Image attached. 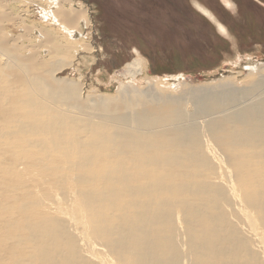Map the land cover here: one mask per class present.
<instances>
[{
    "label": "rangeland",
    "instance_id": "1",
    "mask_svg": "<svg viewBox=\"0 0 264 264\" xmlns=\"http://www.w3.org/2000/svg\"><path fill=\"white\" fill-rule=\"evenodd\" d=\"M81 5L87 9L91 22L81 30L85 41L90 43L92 51L88 52L78 50L75 45L77 42L69 39L63 31V28L74 26L72 21ZM74 30L73 36H80V31ZM134 57L142 58L145 66V74L135 78L127 75L125 68V64ZM0 58L4 60H0V78H3L0 83L3 81L4 84H10L7 83L5 88L0 84V112L16 106L11 110L14 111L23 106L25 109L21 107L23 110H17L20 113L17 114L18 120L22 124H31L43 114L41 118L54 120L58 126L52 124L53 129L58 127L63 133H71L79 130L80 126L89 125L99 128L98 134L108 131L114 135L119 131L122 134L120 128L124 127L123 124L134 126L133 123H140L154 126L158 143L163 144L165 149H173L180 137L177 136L180 129H170L168 123L182 124L187 119L199 120V116L212 112L224 103L231 102V106L239 103L237 100H242L248 91L256 89L253 82L261 77V68L264 66V0H0ZM249 59L257 61L260 68H247ZM62 62L69 64L59 67ZM147 76L157 78L148 79L151 77ZM58 78L64 79L61 82L66 83V87L54 85ZM120 83H124L129 91L116 99ZM25 87L31 88L30 92L35 89L37 93L26 97L24 102V98H21ZM67 87L77 90L76 95L68 92ZM6 89L15 91L17 96L9 90L10 94L2 92ZM43 91L47 95H41ZM4 94L10 100L3 101ZM97 96L108 100L100 104L92 98ZM72 105L78 108L74 109ZM81 111L85 114H80ZM97 114H104L109 120L117 119L116 122H120L117 125L119 129L116 128L118 131L110 130V125H95ZM11 125L0 123V143L3 142L0 150V197L5 198L7 195L5 201H0V244L3 245L0 248V251L3 250L0 252V264H39V260H48L44 264H53L49 261L52 254L64 256L60 254V243L64 244L67 238L61 240L55 233L53 243L45 245L40 241L41 237H37L33 240L37 242L35 247L38 249L28 250V243H31L28 231L31 228L33 232L39 230V236L45 235L48 230L41 229L44 225L32 222L42 216L40 213L44 208L46 211L44 197L50 201L52 194L59 191L63 183L66 185L63 184L62 192L74 189L75 184L69 181L65 172H61L63 180L58 171L53 172V169L58 168L49 170L50 173L48 170L43 171L44 175L39 172L41 169L38 166L42 167L46 160L57 163L62 149L45 144L43 148L42 144V149L38 147L39 151L35 152V148H31L21 151L22 155L18 149L15 150V146L22 145L24 135L28 134L26 131L21 133L12 130ZM32 125L35 127L31 132L46 128L44 125ZM125 135L129 136L127 133ZM125 135L122 134V140ZM253 135H258L261 142L255 145V152L248 156L251 151L246 146H239L235 156L225 164L202 165V156L187 157L180 162H173L175 166L170 170L168 162H164L160 154L155 155L159 158L157 161L152 157L127 154L126 161L119 164L120 168H116L121 170L122 167L120 173L127 172L131 178L126 182L120 180L117 190L110 193L105 186L108 181L98 182V189L111 196L112 200H104L103 206L92 205L93 214L106 215L108 212H104V209L108 210L109 207L122 214L131 213L130 222H126L128 225L118 226L124 234H110V237H127L129 250L141 248L149 255L144 259L153 264H176L179 257L186 259L182 264H264V214L261 212L264 209V195L260 190L254 194L245 190L251 184L245 178L254 172L253 164L264 161V138L251 132V138ZM206 136L222 145L227 141L223 133ZM199 142L208 145L203 137H193L189 142L184 141L181 149L197 155L200 153ZM29 143L34 146L36 144L33 139ZM37 152L41 156L38 157ZM210 155L207 153V161L213 162L209 159ZM15 157L19 160L16 161ZM17 164L21 167L18 168ZM90 167L96 172V178L89 171L83 172L82 176L93 180L95 189L96 181H100L97 176L102 166H85L84 169ZM19 170H23L24 174ZM207 172L214 173L217 178L200 177V173L206 175ZM32 173H37L35 178L30 175ZM29 175L34 181L27 179ZM22 178L24 181H17ZM39 179L41 183L48 181L52 185L47 182L50 188L45 184L41 186ZM35 182H39L37 185L41 188H37ZM69 183H72L71 187ZM27 184L32 185L29 187ZM55 184L58 190L54 188ZM123 186L130 191L123 192ZM44 187L50 192L47 193ZM196 187L202 188L204 194L198 195L195 202H190V195ZM36 192L41 196L37 197ZM62 192L58 193L60 197ZM80 195L70 193L66 202L75 204L85 200ZM36 199L37 202H32ZM107 201L112 205H108ZM198 203L205 208L196 212L194 206ZM31 204H34L33 209ZM189 205L193 210L191 214L188 211ZM35 206L38 211L34 210ZM31 210L33 216L30 215ZM139 213L144 215L143 222L136 224ZM167 215L170 218L165 221L163 218ZM258 216L262 219L259 220ZM14 219L15 222L12 221ZM74 219L69 221L78 226ZM51 220L46 222L48 229ZM232 220L234 223L230 224ZM159 224L163 226L159 227ZM137 225L140 229H137ZM17 228L16 238L14 231ZM179 230L183 233L177 235ZM193 232H201L202 239L197 240L189 235ZM217 235L224 240L217 241ZM70 239L80 244L85 255L82 258L72 255L78 264H101L107 260L117 262L107 252L100 255L105 244L103 238L97 237L96 244L89 246L84 245L81 237L71 235ZM140 239L143 240L135 244V240ZM182 241L185 247L180 253L165 257L168 253L173 254V247H178ZM122 250L123 245L114 247V251ZM6 253L9 255L6 256ZM65 257L68 259V256ZM123 259L131 263V258H126L124 254ZM58 260L61 261V258Z\"/></svg>",
    "mask_w": 264,
    "mask_h": 264
},
{
    "label": "bare ground",
    "instance_id": "2",
    "mask_svg": "<svg viewBox=\"0 0 264 264\" xmlns=\"http://www.w3.org/2000/svg\"><path fill=\"white\" fill-rule=\"evenodd\" d=\"M72 20H73V18L71 19V21ZM72 23H74L73 24L74 26L72 28H70V27H69L70 29L69 28H63V31H65L64 33H67L66 35L68 36L69 39L71 38L72 40L77 42V43H75V45H77L78 50L85 51V52L90 51L91 50L90 43H88V41H85L86 38L81 34L82 33L81 30L86 28L87 26H89V24L91 23L90 19L88 17V11L83 5H81L80 7L77 8V13H76L75 19L72 21ZM74 29H76L77 31L78 30L80 31L79 32L80 36H78V37L73 36V33L75 31ZM5 50H6V48H5ZM0 60H3V59L0 58ZM257 63H258L257 61H251V59H249L247 61L248 66H246V67L249 68L250 70H253V69L257 70L260 68ZM67 64H69V63L62 62V64L61 63L59 64V67H63ZM125 68H126V74L130 75L133 78H135L137 75L141 76V75L145 74L144 73V68H145L144 60L142 58H139V57H134L130 62L126 63ZM261 70H262V72L260 73L261 77L256 79L253 82V85L256 86V89L253 91H248L245 94V96L242 97V100H239V101L237 100V102H239V103L232 104V106L230 104L231 102L230 103L229 102L224 103L221 106H219L218 108L216 107L212 112L205 113V114L199 116V118H201L199 120H191L190 121L189 119H187L186 122H184L182 124H176V122H173L172 124L168 123L167 125L171 126V127H169L170 129H176V128L180 129L177 133V136H180V137H179V139H177L176 146L173 149H165L163 144L158 143V141L156 139L157 133H156V130L154 129V126H152V127L144 126L140 123H133L134 126H127V125L123 124L124 127H121L122 129L120 128V130H122L123 135H125V133H127L129 136L127 137L125 135V139L122 140L121 139L122 134L120 131L115 133L114 135H112V132H108V131H106V132L102 131V133L98 134V132L100 130L99 131H97V130L99 128H97L95 126L91 127L89 125H86L85 127L80 126L79 130H76V131L74 130L71 133H63V132H60L58 127H54V129H53L52 124H54L55 126H58V124L57 123L55 124L54 120L53 121H51L50 119L46 120L45 119L46 117L44 118L45 119L44 120L43 118H41L44 116L42 114L41 117L38 116V118L39 117L40 118L35 119V121L33 123L36 126L37 125L38 126L44 125V126H46V128L41 129V130L39 129L36 132L33 130V132H31L32 131L31 129L33 127H35L33 125L31 126V124H33V123L30 122L31 124H29V123L28 124H22L18 120V117H17V114L20 115V113H17V110L21 107L23 108V106H20L17 104L20 107L17 106L18 108L14 111H11V110L13 108L15 109L16 106L11 108V110H8V109H6V110L4 109L5 111L2 110L0 112V123L1 122H6L9 124L11 123L12 124L11 125L12 130H18L21 133L26 131L28 134V135H24L22 145L15 146V148H16L15 150L18 149L21 153V151L24 152L25 150H29L31 148H32L31 150H33L35 148V152H36V150L39 151L40 149H42V144L43 145L44 144L49 145L50 147L53 146L55 149H57V148L62 149L59 151V155H58L59 158H57V159H60V160L57 163H54V161L50 162L48 160H46L47 162H45V160L43 161V159L41 158L42 162H45V164H43L42 167L38 166L42 170V172H41V170L39 172L44 175L43 171H45V172H46V170L52 171L53 168H58L57 170L53 169V172L58 171L61 174V176H60V174L58 173L61 178L63 175L61 172L62 171L65 172V175H67V177L69 178V181L73 182V185L75 184V186H74L75 188L72 185V188H74V189H71V190L67 189V191L62 192V190H63L62 186L64 183L62 184V186L58 183L59 186H61V189H60L61 191L60 190L59 191L62 192L63 195L61 194L62 196L60 197L59 196L60 194H58L60 192L59 191H57V192L52 191L51 190L52 187H51L50 190L52 192H54L52 194V199L50 201H48L47 200L48 198L44 197L45 198L44 202L41 200L43 202V204L46 206V211H44L45 208L43 209V211H44V214H46L47 216L43 214V211H42V213H40V214H42V216L41 215L39 216V212H37L39 217H36V219L32 220V222L34 224H39L41 226L44 225L43 227H41V229H46L48 231L45 235L39 236V230L38 231L36 230L33 232L31 230V228H29V231H28V233L30 234V236H29L30 241L29 242H31L32 244L28 243V246H29L28 250L31 248H32V250L38 249L35 247L37 242H34V240H33L37 237L39 239L41 237L40 241L43 244L50 245L51 243H53V241L55 239L54 236L56 233L57 237L60 238L61 240H63V237L67 238L66 242H64V244H62V242L60 243L62 245L61 250H60V254H62L64 256L59 257V256L52 254V256H51L52 258L49 261H52L53 264H67L68 262H69V264H78V262L75 260V258L73 256L78 257V258H82L85 255L83 254V252L80 249V247H81L80 244L75 243L73 240H71L70 236L72 235V236H76V237H81L83 239L84 245H87V246H89L88 244L95 245L96 239H97V237H99V238H103L105 240L103 251L100 253V255L102 256V254L104 252H107L110 256H113L114 258L117 259V262L107 260V261L102 262L101 264H153L152 261L144 259V258H147L149 255L146 254V252L142 251L141 248L135 247L133 249V251L129 250V245L126 244L128 242L127 237H125V236L110 237V234H113V235L124 234V231L119 229L118 226L119 225H128L126 222H130V220L132 218L131 213L122 214L120 212L115 211L113 209V207H109L108 210L104 209V212H108V213H105L107 216L106 215H95V214H93L94 208L92 207V205L96 204L98 206H103L104 200H112L111 196L106 195L103 191L98 189L100 187V185H98V182L105 183L108 181L109 183L106 184L105 186L108 189L106 191L110 193L112 190H114L113 192H115L117 190L118 186L120 185V180H122L124 182L128 181L131 178L130 174L127 172L125 174H121L120 172L122 170V167H121V170L117 169L120 166L119 164L122 165V163L126 161L127 154H129L131 156H134V154H138V155H141L143 157H152V159L154 161L159 160V158H157L155 155L160 154L161 159L164 162H168L167 167L170 170H171V168H173L175 166L173 162H175V161L180 162L184 158H187V157L193 158V157L202 156L203 157V160L201 161L202 165H205V164L218 165L220 163L225 164L230 160L231 157L235 156V150L239 146H246L248 148V150L251 151V153H249L248 156L253 154L256 150L255 145L260 144L261 142H259V136L258 135H256V136L253 135L251 138L250 133L254 132L255 134H260V136L262 138H264V66H262ZM147 77H151L148 79H156L157 78L155 76H147ZM26 78H27V76H26ZM2 79L3 78L1 77L0 80H2ZM62 80H64V79L58 78L54 82V85L57 87L59 85L61 87H63V86L66 87V83L63 84L61 82ZM7 83L5 82V84H4L2 81V84L1 83L0 84L4 87ZM22 84H23V82H22ZM2 86H0V88ZM9 86H10V84H9ZM5 87H7V86H5ZM12 88L14 89V87L11 86V89ZM67 89H68V92L73 93V96L76 95L77 90H75V89L71 90L68 87H67ZM8 90L6 89V91L4 90L2 92L6 93V92H8ZM12 90H11V92L9 90V92L12 95H15L16 92L12 91ZM34 90L35 89H32L33 92H30L31 88H26L25 90H22V91H24V94L22 95L21 99L24 98V102H25L26 97H28L30 95L33 96L37 93V91L34 92ZM128 91H129V88H127L124 83H120L118 86V91H117V94L115 95V98L118 99L122 94H124ZM37 95H39V94H37ZM41 95H47L46 91H43ZM3 96L5 98V99H3V101L8 99V97H5L8 95L4 94ZM15 96H17V95H15ZM39 96H38V98H39ZM92 98L95 100V102H98L100 104L106 103L108 100L107 98H99L98 96L92 97ZM39 99H41V98H39ZM8 100H10V99H8ZM232 100H235V99H232ZM12 101H13V99H12ZM235 102H236V100H235ZM34 107H35V105H34ZM72 108L77 109L78 107L75 105H72ZM23 109H25V108H23ZM45 112L47 113V111H45ZM45 112H44V114H45ZM49 113H50V111H49ZM13 114H16V115H13ZM80 114L84 115L85 113L83 111H81ZM82 115H80V116H82ZM96 119L97 120L94 124L99 126V127L110 125V127H108L110 130L118 131L116 129L117 127L119 129V126H117V125H120V122H116L117 119L109 120L107 118V116H105L104 114L98 115L96 117ZM81 122H82V120H81ZM91 122H93V120ZM128 129H130L132 132L129 131ZM185 131H187V132L184 133ZM224 132H226V133H224ZM214 133H218V134L223 133L225 135V137L227 138V141L222 145L220 143H216L215 141H212L209 136H206V135H213ZM191 135H194V136H191ZM104 137H106V139H104ZM193 137H195V139H197L199 137H203L204 141L205 140L208 141V145H205L202 142L197 143L200 146V153L197 155H193V154H190L187 152H183L181 149L184 141L189 142L193 139ZM31 139L35 140V143H36L35 146L29 143V141ZM2 144H3V142L0 143V150H1V148H3ZM45 145L43 146V148L45 147ZM97 145H100L102 147L99 148V147H97ZM109 145H110V147H107ZM127 145H129L130 147H127ZM38 147H40L39 150H38ZM12 150H13V147H12ZM207 153H211L209 159H211L213 162L207 161ZM21 154L23 155V153H21ZM11 155H12V152L9 156H11ZM14 155H16V154L14 153ZM39 155H40V153H38V157H39ZM47 155H50V154H47ZM15 158H16V161H17V159L19 160V158H17V157H15ZM21 158H24V156H22ZM167 158L169 159V161H167ZM7 159L9 160L10 157H8ZM24 159L26 160V158H24ZM24 159H22V160H24ZM45 159H47V158H45ZM57 159H55V160H57ZM29 160H31V159L29 158ZM29 160H27L28 163H29ZM1 162H3V161H1ZM38 163H40V162L38 161ZM13 165H15V161L13 162ZM95 165L102 166V168L100 169L98 176H97V179L100 181H96L97 185H96V188L94 189V187H93L94 181L91 180L90 178H87L86 176H82V174H83V172L89 171L96 178V172L94 171L93 168L90 167L88 170L84 169L85 166H95ZM8 166L10 167V165H8ZM19 166H20V164H19ZM19 166L17 164L18 168H19ZM64 166H66V167H64ZM33 167L35 169V166H33ZM253 167L255 168L254 172L251 174V176L245 178V181L251 183L250 186H247L245 190L248 191V193L250 192V194H254L256 191L260 190V192L264 195V161H259L256 165L254 163ZM11 168H10V170H11ZM12 169H14V168H12ZM15 170H17V169H15ZM19 171H20V173L22 171L24 174L23 170H19ZM37 171H35V172H37ZM6 173H7V171H6ZM6 173H5V176H8L7 175L8 173L7 174ZM49 173H50V171H49ZM36 174L32 173L30 175L34 176ZM58 174H56V176H58ZM208 174H209L208 172L206 175L204 173H200V177L201 178H211V179L217 178V176L212 172L209 175ZM30 175H29V177L26 176V177H28L27 179L30 178V180H33V179H31L32 176H30ZM51 175H53V174H51ZM49 176H48V178L52 177V176H50V177ZM67 177L64 176V178H67ZM33 178H35V176ZM38 178H36V179H38ZM52 178L54 180V177H52ZM22 180H23V178L20 180H17V181L21 182ZM59 180H58V182L61 181V180L60 181ZM62 180H63V178H62ZM39 181H40V183L39 182H37V183L42 184L41 186H43L44 184L47 185L49 183L48 181H47L48 183L46 182L47 184L43 183V182L41 183L42 180H40V179H39ZM54 181H53V183H54ZM11 182H14V181H11ZM31 182H29V183H31ZM56 182L57 181H55V183ZM37 183L35 185H37ZM69 184H70L69 186L71 187L72 183H69ZM14 185L16 186V184H14ZM27 185H26V188L30 189L29 187L32 184L28 185L29 187ZM49 185H52V184L49 183ZM49 185H47V186H49ZM64 185H66V184H64ZM41 186L39 187L37 185V188L38 187L41 188ZM56 186H57V184L54 185V188ZM70 187H69V189H70ZM45 188L46 187H44V189ZM49 188H50V186H49ZM57 188H55V189H57ZM141 189H144V188L141 187ZM1 190H3V189H1ZM47 190H49V189H45V191L47 193H49L50 191H47ZM121 190L123 192H129L130 191L129 188H126L124 186L121 188ZM35 191H36V189H35ZM6 192H7V190H6ZM26 192H28V191H26ZM192 192L193 193L190 195L191 196L190 202H195L197 200L196 197L198 195L204 194V190L202 188H198V187H196L194 190H192ZM47 193H45L44 195L47 196ZM70 193L71 194L81 193L80 196L84 197L85 200H80L79 202H76L75 204L74 203H68V202H66V197L69 196ZM139 193H141V192H139ZM34 194H35V192H34ZM32 195H33V193H32ZM36 195L38 197V195H40V194L37 193ZM5 196L7 197V195H5ZM6 197L1 198L2 200H0V201L2 202L4 199H6ZM42 197H43V195H42ZM205 198L207 200L209 199V197H205ZM41 199H43V198H41ZM116 199L122 200L121 198H116ZM45 200H47L48 202H45ZM35 201L37 202V199L33 200L32 202H35ZM107 202H108V205H112V203L110 201H107ZM14 203H12V204L14 205ZM12 204H10V205L12 206ZM23 204H24V202H23ZM16 205H18L17 202H16ZM32 206H34V204L33 205L31 204V207ZM36 207L37 206L34 207V210L36 209V211H38V209ZM14 208H16V206H14ZM203 208H205V206L201 203H198L194 206V211L199 212ZM32 209H33V207H32ZM12 210L13 209L11 207V211ZM78 210H79V212H78ZM188 211L190 214L192 213L193 210H192L191 205L188 206ZM14 212H15V210H14ZM261 212L264 214V209H261ZM11 213L12 212H10V216H11ZM32 214L33 213L31 210L30 215H32ZM15 215H17V217H18V212H16ZM30 215H29V218H30ZM7 217H9V213H8ZM17 217H15V218H17ZM143 217H144V215L142 213H139L138 214L139 220L137 221L136 224L143 222V220H142ZM197 217H199V216H197ZM20 218H22V217H20ZM34 218H31V219H34ZM53 218H54V220H53ZM73 218H75L74 220L78 223V226L72 224V222L69 221V219L72 220ZM169 218H170V216L167 215L163 219L165 221H167V220H169ZM49 219H52V220L50 223V227L48 229V227H46V222ZM258 219L260 220V219H262V217L258 216ZM12 221L15 222L16 220L14 219ZM220 222H223V220H220ZM233 223H234L233 220L230 221V224H233ZM147 225H149V224H147ZM215 225L216 224H214L213 227H215ZM162 226H163V224H159V227H162ZM81 228H83L84 230H82ZM116 228L118 230H116ZM137 229H140L139 225H137ZM154 229H158V228L155 227ZM18 230L19 229L17 228V230L14 231L15 237H16V233L18 232ZM218 230H216V232H215L216 234H217ZM237 232H240V231L237 229ZM182 233L183 232L181 230H179L177 235L182 234ZM228 233H229V235H232V232L228 231ZM189 235H191L192 237H195L197 240H201L203 237V234L201 232H193V233H190ZM17 236H18V233H17ZM15 237L13 236L12 238L14 239ZM9 239H11V238H9ZM142 240L143 239L135 240V244L140 243ZM223 240H224V238L222 236L217 235V241H223ZM0 243H1V241H0ZM17 244H19V243H17ZM25 245H27V244L25 243ZM118 245H123L122 251H119V252L114 251V247L118 246ZM1 247H3L2 244H0V248ZM184 247H185V243L182 241L178 247L177 246L173 247V254L168 253L165 257H172V255L180 253ZM2 251H0V252H2ZM13 254L15 255V253H13ZM13 254H12V256H13ZM123 254L125 255L126 258H131V261H130L131 263H129L127 260L125 261V259H123ZM7 255H9V254L6 253V256ZM65 256H68V259ZM58 258H61V261H59ZM103 258H106V257L103 256ZM11 261L13 262L14 260H11ZM46 261H48V260H39L38 263L44 264ZM185 261H186V259L184 257H179L175 261V263L176 264H182ZM21 263H22V261H21Z\"/></svg>",
    "mask_w": 264,
    "mask_h": 264
},
{
    "label": "trees",
    "instance_id": "3",
    "mask_svg": "<svg viewBox=\"0 0 264 264\" xmlns=\"http://www.w3.org/2000/svg\"><path fill=\"white\" fill-rule=\"evenodd\" d=\"M95 1H97V0H95Z\"/></svg>",
    "mask_w": 264,
    "mask_h": 264
}]
</instances>
